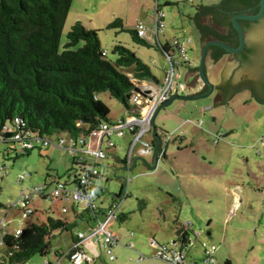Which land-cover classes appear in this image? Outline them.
Masks as SVG:
<instances>
[{"label":"rangeland","instance_id":"rangeland-1","mask_svg":"<svg viewBox=\"0 0 264 264\" xmlns=\"http://www.w3.org/2000/svg\"><path fill=\"white\" fill-rule=\"evenodd\" d=\"M168 1L169 5L167 0H159L165 13V29L157 38L150 28L153 26L156 0H73L61 37V49L67 43L71 28L81 22L87 29L98 32L101 46L110 59H114L112 51L116 45L125 46L149 65L161 86L166 71H170V63L158 51L156 42L172 45L178 39L185 43L190 63L198 68L202 42L194 21L196 7L219 5L222 0ZM117 19L123 21L127 31L108 29ZM139 24L148 28L145 38L151 46L136 44L128 32L138 30ZM171 53L174 61L181 62L176 51ZM233 61V55H228L225 60L207 62L209 81L216 86L222 84V74ZM175 69L174 81L177 84L193 82L194 77L186 80L188 64ZM120 71L129 74L132 70L122 68ZM217 96L215 92L209 98L197 101L177 100L158 113L155 120L158 135L165 144L168 137L171 138L166 146V161L161 160L154 171L139 164L131 172H118L117 176L123 179H116V169L129 156L130 146L127 139L113 137L115 149L107 159L99 162L101 178L98 184L102 191L98 204L100 208L108 209L112 199L107 193L120 195L125 187L128 195L117 200L121 203L118 213L126 214L128 218L124 222L114 221L109 228L120 239V244L112 249L116 260L110 261L97 242L100 259L96 264H167L154 258L157 252L151 248L150 242L155 239L160 245L168 244L177 239L178 230L186 224H190L191 236L200 234L199 239L193 238L188 252L189 261L202 264L203 243L217 247L216 264H227L228 261L249 264L254 254L264 255V164H260L264 162V105L257 103L248 90H243L234 94L226 106L215 108ZM101 99L110 110L112 123H117L125 115V107L108 93L102 94ZM201 121L203 123L197 126ZM149 135L142 138V143H151L154 137L152 135L151 139ZM183 135L194 146L189 147L188 141H174ZM218 135L221 138L217 141ZM61 136L68 137L67 134ZM58 137L53 136L54 141ZM179 149L183 150L179 152ZM139 152L138 146L133 154ZM205 157L214 159L219 167L218 174L202 175L203 169L200 168L208 166L203 163ZM72 168L73 158L54 146L40 147L25 154L18 146L0 143V203L4 205L0 209V219L7 217V231L23 229L30 223H45L49 217L68 221L70 225L69 230L52 234L46 257L36 255L26 264H43L44 260L56 264L59 258L62 259L60 264H72L65 254L70 251L73 241L82 234L85 238L90 237V227L95 230L98 221H105L104 214L99 215V220L86 214L84 222L78 221L71 210V213L63 214L56 206L41 199H34L32 203L37 213L28 220L22 219V207L18 203L21 194L31 193L35 186L44 183L47 175L54 177L58 174L62 181H66ZM196 169L199 171L195 175ZM22 176L24 180L19 182ZM242 176L248 180L245 185L242 184ZM229 180L246 186L245 190L251 189L241 193L243 203L231 219L228 196L235 191L236 185L228 184ZM80 210H84L82 206ZM252 247L254 252H251ZM138 254L145 255L147 259L139 260Z\"/></svg>","mask_w":264,"mask_h":264},{"label":"trees","instance_id":"trees-1","mask_svg":"<svg viewBox=\"0 0 264 264\" xmlns=\"http://www.w3.org/2000/svg\"><path fill=\"white\" fill-rule=\"evenodd\" d=\"M72 2L0 0V134L5 126L24 124L21 130L39 137L65 133L87 137L102 122L111 123L110 110L100 100L102 94L108 93L130 111V99L137 85L144 82L160 85L149 65L125 46L116 45L112 51L114 59H110L101 46L98 32L87 29L81 22L71 28L67 43L61 49V37ZM259 2L222 0L219 5L196 7L194 21L202 44L211 40L226 43L222 26L227 25L229 31H234L231 20V26L227 24L228 18H231L229 15L234 14L229 13L256 3L259 5ZM258 10L253 14H257ZM211 20L216 28L211 26ZM111 28L127 31L121 19L109 25L108 29ZM128 32L136 44L151 46L145 37H139L138 30ZM156 44L158 51L166 57L176 51L169 42L162 44L157 41ZM211 49L215 51L217 60L228 54L219 47ZM237 56L245 64L256 67L264 85V47L246 49ZM122 68L132 71L125 74L120 71ZM189 70L191 73L198 72L195 67H189ZM254 98L264 100V97ZM182 140L183 137L178 136L174 141L180 143ZM123 162L126 164V160ZM87 166L73 160V168L68 173L70 182L74 183L76 174ZM2 208L4 205L0 203ZM82 214H88L91 219L100 214L106 215L100 207L95 211L84 210ZM127 218L126 214H122L117 216V221L124 222ZM69 229L67 221L52 217L45 223H30L18 238L13 234L4 238L0 246V264H26L36 255L46 257L52 234ZM189 234L190 231L184 228L177 232L178 237L182 235L186 242Z\"/></svg>","mask_w":264,"mask_h":264},{"label":"built area","instance_id":"built-area-1","mask_svg":"<svg viewBox=\"0 0 264 264\" xmlns=\"http://www.w3.org/2000/svg\"><path fill=\"white\" fill-rule=\"evenodd\" d=\"M192 2L193 0H187ZM152 29L158 36L159 33L165 29V13L161 9L159 0H156L155 16L153 19ZM148 28L143 25H138V35L140 38H144ZM177 54L181 58L180 61H174L171 54L167 55V60L170 63V71L165 76L162 86L142 83L136 87L138 92L134 91V95L130 99L132 109L131 116L120 119L117 123H105L102 122L96 129H94L89 136H71L67 133V138L58 135V140L54 141L53 137H39L27 130H21L24 128V124L18 126H5L3 132L0 134V143L9 146H18L23 153L31 152L40 147L56 146L70 156L77 164H87L88 166L83 168L81 172H78L77 179L72 182L68 181H55L51 184L44 182L39 186H35L31 193L23 192L19 197L18 203L22 207L21 216L22 219L28 220L36 211L32 208L34 199H41L46 202H50L52 205L59 208V210L66 214L69 209L66 204H72L75 207H83L84 210L95 211L99 208L98 199L100 197L101 189L97 186V180L101 176V165L99 162L108 158L109 153L115 149L116 144L113 141V137H123L126 133L132 135V143L130 145V153L127 157V166L129 167L133 158V152L139 146L142 156L152 153V146L147 143H142V138L152 131V122L154 116L157 114L160 107L167 103L175 95H183L187 92L189 94H197L203 92L204 85L198 87H192L186 84H177L174 81L175 67L183 64H188L189 67H193L190 60L187 57L185 43L180 40L173 41L172 44ZM200 77H197V81H200ZM203 122H199L197 126H200ZM170 136L168 141H170ZM221 137L217 136V141ZM91 141H94L93 145ZM145 148V150L143 149ZM106 148V149H105ZM165 154L160 153V157L164 158ZM24 177L19 179L22 182ZM239 189V188H238ZM128 195V192L124 193L123 199ZM114 205L107 211L106 220L104 222L98 221V225L95 228L94 234L102 240L106 254L110 261L115 260L112 249L120 244L119 238L113 235L109 227L111 222L117 220L116 210L119 208L120 203L114 202ZM10 210V208L8 207ZM98 219V216H95ZM8 220L7 217L0 219V246L3 245L4 238L13 234L15 238H18L22 233V228L16 229L9 233L7 231ZM184 229L190 231V224L183 226ZM200 234L196 233L194 236L189 234L187 242L183 239V236L177 237L176 240H172L168 244L160 245L155 240H151L150 246L156 250L154 258L159 259L167 264H198L196 261L188 262V252L192 247L193 238L199 239ZM84 235H80L79 239H83ZM186 242V243H185ZM204 255L202 258V264H216V251L215 245H207L203 243ZM133 247V246H131ZM158 249V250H157ZM139 260H145L146 257L140 254ZM65 257L69 259L72 264H94L95 258L91 254L82 250L77 244L74 245L70 251L65 254ZM43 264H50L49 261L44 260Z\"/></svg>","mask_w":264,"mask_h":264},{"label":"water","instance_id":"water-1","mask_svg":"<svg viewBox=\"0 0 264 264\" xmlns=\"http://www.w3.org/2000/svg\"><path fill=\"white\" fill-rule=\"evenodd\" d=\"M263 17H264V0H260L259 11L257 14H255V15L240 14V15H236L232 19V26L239 36V40H240L239 47L235 48V47H232V46H230L224 42L218 41V40H211L208 43H206L205 46H201V58H200V62H199V67L197 68L198 72H197V74L192 73L193 76H196V80L195 81L193 80L192 84H190V85L192 87H198L201 84V85H204V87L207 88V90L204 92L197 93V94H189L187 92L186 94H183V95H175L167 103L163 104L160 107V109L158 110L157 114L154 116L153 122H152V135L155 139V144H154V149H153V158H154L153 164L149 163L143 156L140 158H137L134 160L132 167H130V166L128 167L125 164L124 167L117 168L116 172H115L116 179H118V180L123 179L122 177H118L117 173L118 172H131V171H133L137 167V164L139 161L141 162V164L146 166V168H148L149 170H151V171L156 170L160 161L165 160V158L160 157V153H164L166 156V152H167L166 146L169 143V142H167L165 144L164 141L161 139V137L157 133V127L155 124V120H156L158 113L162 109L166 108L167 106H169L170 104H172L174 101H177V100L178 101H197V100L206 99V98H209L210 96H212L216 92V85L212 84L209 81L207 73H206V64H207V62L211 61L209 59V56H208L209 48L212 46L219 47V48L223 49L226 53H229V54H238V53L242 52L244 50V47H245V33H244V30H243V28L239 22L240 20L255 22V21H258L261 19L258 23L255 24L254 31L250 32L247 36L248 42L250 45H252V44L260 45V43L264 42V18ZM195 25H196V22H195ZM196 27H197V25H196ZM197 29H198V27H197ZM233 57H234L233 64L227 70H225L222 74V84L221 85H226L227 83H230L232 85V87H234V88L231 89V92L228 94V96H224L223 94H221L220 91H218V96H217V99L214 103L215 108H218L221 105H223L234 94H236L240 91H243V90H248L244 87V84L241 85L242 80L247 79L248 77L251 78L254 76V67L252 65L245 64V63L242 64L239 62V60H237V58H235L234 55H233ZM189 72L191 73L190 70H189ZM197 77H200L201 80L197 81ZM135 90H136V92L139 91L138 88H136ZM252 98L257 103H259V101L256 100L253 96H252ZM262 105H264V104H262ZM124 193H125V190L122 189V192L120 195L111 194V193H107V194L111 197L112 202H114L115 200H118V201L122 200Z\"/></svg>","mask_w":264,"mask_h":264},{"label":"crops","instance_id":"crops-1","mask_svg":"<svg viewBox=\"0 0 264 264\" xmlns=\"http://www.w3.org/2000/svg\"><path fill=\"white\" fill-rule=\"evenodd\" d=\"M166 3H169V1L167 0V2ZM152 27L153 26H151L150 28H151V30L153 31V33L155 34V36L158 38L159 36H157L156 35V33L154 32V30L152 29ZM148 31V30H147ZM147 33V32H146ZM167 43V42H166ZM202 44V43H201ZM202 46H203V44H202ZM225 60V59H224ZM176 70V69H175ZM168 71L169 70H167L166 71V75H167V73H168ZM176 72V71H175ZM165 75V76H166ZM175 74H174V78H175ZM193 75H192V73H190L189 72V74L187 75V77H186V80H188L189 78H191ZM194 77V81L196 80V76H193ZM161 81L159 80V83H160ZM148 83H151V84H154V83H152V82H148ZM148 83H146V84H148ZM190 84H192V82H190V83H188V85H190ZM155 85H156V83H155ZM220 85V84H219ZM218 85V86H219ZM162 86V85H161ZM218 86H216V88L218 87ZM136 91V90H135ZM216 92L218 93V91L216 90ZM100 100L103 102V100L101 99V96H100ZM224 106H226V102L223 104V105H221V107H224ZM132 115V113L130 112V111H128V110H126V113H125V115L123 116V117H121L120 119H122V118H126V117H129V116H131ZM119 119V120H120ZM111 120V119H110ZM112 122V121H111ZM149 134H147L146 136H148ZM145 136V137H146ZM150 137H151V139H152V131H151V133H150V135H149ZM183 137V139L184 140H182V142L184 141H188L187 140V138H185L186 136L185 135H183L182 136ZM123 139H127V143L129 144V146L131 145V143H132V135L130 134V133H126L123 137H122ZM93 143H94V141H91V144L93 145ZM143 143H147V144H149L150 146H152V148L154 149V144H155V139H152V141H151V143H149V142H143ZM188 143H189V147L190 146H194V143L192 142V141H188ZM95 144V143H94ZM54 147H56V146H54ZM56 148H58V147H56ZM58 149H60V148H58ZM143 149L145 150V148L143 147ZM152 149V150H153ZM60 150H62V149H60ZM183 149H179V152H181ZM62 151H64V150H62ZM65 152V151H64ZM67 153V152H66ZM134 153V152H133ZM140 155H142V154H133V158H132V161H131V164H130V167H132V165H133V163H134V160L135 159H137V158H140V157H142V156H140ZM72 157V156H71ZM149 163H151V164H153V160H154V158H153V151H152V153H148V154H146V155H144L143 156ZM148 157H151V159H148ZM73 158V157H72ZM127 159V157L124 159V160H126ZM166 159H167V152H166V158H165V160L164 161H166ZM208 161V162H207ZM127 162V161H126ZM203 163H207L208 164V166L207 167H203V168H200V170L201 169H203L202 170V175H209V176H212V174L211 173H213V174H218L219 173V167H217V165L215 164V161H214V159L213 158H210V157H205V158H203ZM139 164H141V162L139 161L138 162V164H137V166L139 165ZM260 164H264V162L263 161H261V163ZM120 166L121 167H124L125 166V163L122 161L121 162V164H120ZM126 166H127V164H126ZM198 171H199V169H196V172H195V175L198 173ZM58 176V177H57ZM101 178V177H100ZM100 178L97 180V186L99 187V184H98V181L100 180ZM61 179L59 178V175L57 174L56 176H54V177H52L51 175H47V178H46V180L44 181V182H47V183H49V184H51V183H53V182H55V181H60ZM66 181H68V182H70V180H69V177H67V179H66ZM235 182L236 181H234V180H229L227 183L228 184H230L231 186L232 185H234L235 184ZM247 182H248V180H247V178H246V176H242V184H247ZM236 186H235V191L234 192H232V194L230 195V196H228V200H229V205H228V208H229V218L231 219V217L232 216H234V214H235V212L238 210V208H240V205H241V203H243L242 202V199H241V193H244V191H246V193L247 192H249L251 189L250 188H247L246 190H245V188H246V186H242V185H240V184H235ZM100 188V187H99ZM239 188V189H238ZM100 189H102V188H100ZM43 202H46V201H44V200H42ZM117 200H115L114 202H116ZM114 202H112V204H111V206L110 207H112L114 204ZM66 206H67V208L69 209V211L71 210L72 212H73V214H74V217H75V219L76 220H78V221H81V222H84L83 221V219H85L86 217H84L83 216V211H81L80 210V207H75V206H73L72 204H66ZM110 207H108V209L110 208ZM121 208V203H120V206H119V208L116 210V216H120L119 215V213H118V210ZM57 209H59V208H57ZM108 209H103L104 210V212H105V214L106 215H108V213H107V211H108ZM52 211V210H51ZM68 211V213H71V212H69ZM67 214V213H66ZM101 215V214H100ZM98 217H99V215H98ZM106 216H105V220H106ZM115 222H118L117 220H114ZM114 221H112L111 222V225H110V227L113 225V222ZM68 222V221H67ZM109 227V228H110ZM90 230H91V236L90 237H88V238H85V236H84V238L83 239H79V237L77 238V239H75L74 241H73V245H72V247L74 246V245H78L82 250H84L85 252H87V253H89V254H91L92 256H94V258H95V261H94V264H96L98 261H99V259H100V253H98L99 252V250L97 251V242H100V244H101V248L103 249V250H105L104 249V246H103V242H102V240H99V237H97L95 234H94V229L92 230L91 229V227H90ZM113 235H115V236H117L118 238H119V236L118 235H116L114 232H111ZM132 235H133V233H132ZM95 237V238H94ZM96 237H97V240H96ZM120 240V239H119ZM153 240H155V239H153ZM133 247H134V245H132ZM71 247V248H72ZM152 248V247H151ZM254 250H255V248L254 247H252V249H251V252H254ZM106 252V251H105ZM140 254H138V256H139ZM145 256V255H144ZM146 257V256H145ZM146 259H147V257H146ZM115 260H116V258H115ZM61 261H62V259L61 258H59L58 259V262L56 263V264H60L61 263ZM188 262L190 263V262H192V261H189L188 260ZM49 263L50 264H53L51 261H49ZM228 263H230V264H232L230 261H228ZM249 264H264V255H262V256H259V255H257V254H254L252 257H251V261H250V263Z\"/></svg>","mask_w":264,"mask_h":264},{"label":"flooded vegetation","instance_id":"flooded-vegetation-1","mask_svg":"<svg viewBox=\"0 0 264 264\" xmlns=\"http://www.w3.org/2000/svg\"><path fill=\"white\" fill-rule=\"evenodd\" d=\"M258 8H259V5L256 3L254 6H250V7L246 8V9H243V10H237L236 9V10L230 12L229 14H231V13H234V14H233V16L229 15L231 18H228L227 24L229 26H231L229 24V21L231 20L230 22L232 24V19L236 15H240V14L255 15V14H253V12L257 11ZM260 20L255 21V22L240 20L239 22H241V26H242V28L244 30V33H245V47H244V50L242 52L238 53V54H229L228 53L227 55H223L220 60L225 59V57L228 56V55H234L235 58H237V60H239L240 63L244 64L243 60L240 57H238L237 55L242 54L246 49H254L256 47H264V42L260 43V45H257V44L250 45L249 42H248V38H247L248 34L250 32L254 31L255 24L258 23ZM210 24H211V26L213 28H216V26H215L216 24L213 23L212 20L210 21ZM222 27H223L222 28V34L225 36L226 41H227L226 44H228L230 46H234V47H236V46L239 47L240 40H239V36H238L237 32L235 30L234 31H229L228 30L229 28H228L227 25H224ZM205 44L206 43H204L203 46H205ZM208 56H209V59L211 60L210 62L216 63V62L220 61V60L215 59L217 55L215 54V51L211 49V47L209 48ZM257 72L258 71H257L256 67H254V76L252 75L253 77H251V78L248 77L247 79H243L241 85L244 84V87L246 89H248V91L252 94L253 97L263 99V97H264V85L261 82V80L259 79V76H258ZM232 88H234V87H232V85L230 83H227L226 85H221V83H220V86L218 88H216V90L220 91L221 94H223L224 96H228V94L231 92ZM259 103L260 104H264V100L263 101H259Z\"/></svg>","mask_w":264,"mask_h":264},{"label":"clouds","instance_id":"clouds-1","mask_svg":"<svg viewBox=\"0 0 264 264\" xmlns=\"http://www.w3.org/2000/svg\"><path fill=\"white\" fill-rule=\"evenodd\" d=\"M123 200V199H122Z\"/></svg>","mask_w":264,"mask_h":264}]
</instances>
